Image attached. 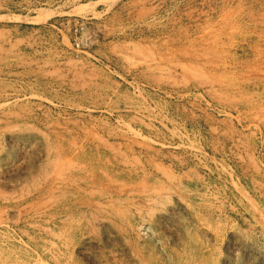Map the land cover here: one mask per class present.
<instances>
[{
  "label": "rangeland",
  "instance_id": "obj_1",
  "mask_svg": "<svg viewBox=\"0 0 264 264\" xmlns=\"http://www.w3.org/2000/svg\"><path fill=\"white\" fill-rule=\"evenodd\" d=\"M261 82L264 0H0V264H264Z\"/></svg>",
  "mask_w": 264,
  "mask_h": 264
},
{
  "label": "bare ground",
  "instance_id": "obj_2",
  "mask_svg": "<svg viewBox=\"0 0 264 264\" xmlns=\"http://www.w3.org/2000/svg\"><path fill=\"white\" fill-rule=\"evenodd\" d=\"M258 89L260 91V97H259V101L257 102V106L260 108V120H259V130L264 132V82H261L259 85H258ZM257 109V108H256ZM58 158H61L60 156L59 157H56L54 158L52 161H51V168L52 165H55L56 163H58V161L60 159Z\"/></svg>",
  "mask_w": 264,
  "mask_h": 264
}]
</instances>
